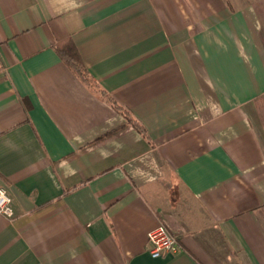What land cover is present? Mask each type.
<instances>
[{
  "label": "crops",
  "instance_id": "crops-1",
  "mask_svg": "<svg viewBox=\"0 0 264 264\" xmlns=\"http://www.w3.org/2000/svg\"><path fill=\"white\" fill-rule=\"evenodd\" d=\"M0 188V264H264V1L0 0Z\"/></svg>",
  "mask_w": 264,
  "mask_h": 264
},
{
  "label": "built area",
  "instance_id": "built-area-1",
  "mask_svg": "<svg viewBox=\"0 0 264 264\" xmlns=\"http://www.w3.org/2000/svg\"><path fill=\"white\" fill-rule=\"evenodd\" d=\"M0 214L8 218H12L14 214L13 200L5 188H0ZM148 246L153 258L168 256L179 248L177 238L165 225H160L148 233Z\"/></svg>",
  "mask_w": 264,
  "mask_h": 264
},
{
  "label": "trees",
  "instance_id": "trees-1",
  "mask_svg": "<svg viewBox=\"0 0 264 264\" xmlns=\"http://www.w3.org/2000/svg\"><path fill=\"white\" fill-rule=\"evenodd\" d=\"M58 54L62 58V60L69 66L71 67L79 76L84 78L85 80L87 79L86 75V70L82 64V61L78 55V52L76 48L71 45L70 47H60L57 49ZM107 100L113 105L114 109L118 112L121 113L128 121L129 124H131L135 129L139 131L141 135H143L145 138H148L146 130L139 125L132 117L131 115L125 111L123 108H121L117 103H115L111 98L107 97ZM112 135L108 134V136ZM101 140V139H99Z\"/></svg>",
  "mask_w": 264,
  "mask_h": 264
},
{
  "label": "rangeland",
  "instance_id": "rangeland-1",
  "mask_svg": "<svg viewBox=\"0 0 264 264\" xmlns=\"http://www.w3.org/2000/svg\"><path fill=\"white\" fill-rule=\"evenodd\" d=\"M238 1H240V2H242V3H243V2H245V1H247V0H237V2H238ZM251 1H253V2H255V1H256V3H257V2H260V1H264V0H251Z\"/></svg>",
  "mask_w": 264,
  "mask_h": 264
}]
</instances>
